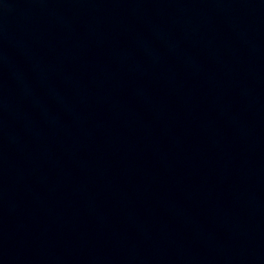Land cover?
Instances as JSON below:
<instances>
[{"label": "water", "instance_id": "95a60500", "mask_svg": "<svg viewBox=\"0 0 264 264\" xmlns=\"http://www.w3.org/2000/svg\"><path fill=\"white\" fill-rule=\"evenodd\" d=\"M0 264H264V0H0Z\"/></svg>", "mask_w": 264, "mask_h": 264}]
</instances>
